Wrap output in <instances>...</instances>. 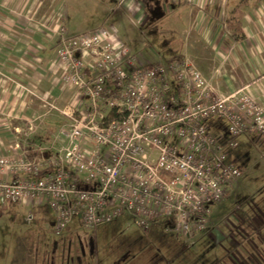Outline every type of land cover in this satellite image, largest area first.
Returning <instances> with one entry per match:
<instances>
[{"label": "built area", "instance_id": "1", "mask_svg": "<svg viewBox=\"0 0 264 264\" xmlns=\"http://www.w3.org/2000/svg\"><path fill=\"white\" fill-rule=\"evenodd\" d=\"M56 50L86 107L59 109L66 121L50 147L0 158L13 176L0 179V205L46 203L56 235L125 214L145 232L161 220L177 236L207 231L213 205L242 176L239 139L264 143V105L242 90L216 94L181 57L142 61L113 26L73 36L60 27ZM220 121L226 137L213 131Z\"/></svg>", "mask_w": 264, "mask_h": 264}, {"label": "crops", "instance_id": "2", "mask_svg": "<svg viewBox=\"0 0 264 264\" xmlns=\"http://www.w3.org/2000/svg\"><path fill=\"white\" fill-rule=\"evenodd\" d=\"M61 1L0 0V158L21 153L32 157L50 147L66 121L59 109L86 107L76 89L64 81L56 42L60 27L68 36L91 29L79 24L80 14L70 12ZM157 1L163 0H119L115 8L104 6L111 11L110 17H116L110 26L132 53L146 46L145 29L151 31L156 21ZM167 2L174 8L162 4L170 18L165 33L178 35L180 42L175 57L194 65L216 94L242 90L264 105V0L243 7L242 39L228 28L236 4H225V0ZM2 178H13L7 167L0 168ZM16 204L35 207L27 202ZM53 222L54 216L52 231ZM161 228L165 231L164 225Z\"/></svg>", "mask_w": 264, "mask_h": 264}, {"label": "rangeland", "instance_id": "3", "mask_svg": "<svg viewBox=\"0 0 264 264\" xmlns=\"http://www.w3.org/2000/svg\"><path fill=\"white\" fill-rule=\"evenodd\" d=\"M236 2L225 0V4ZM63 3L70 12L80 14L79 24L94 30L99 24L106 27L114 22L116 17H110L111 11L104 6L115 8L119 0ZM157 4L156 21L151 31L145 29L146 46L138 55L144 62L166 64L178 55L180 42L178 35L165 33L170 18L162 4L174 8L172 2ZM218 129L227 136L226 122L220 121ZM256 139L255 133L249 140L239 139L240 147L233 155L242 176L228 195L213 205L208 230L203 233L186 238L165 232L161 226L167 220L155 222L145 232L136 225L135 217L125 214L94 231L75 220L56 235L50 228L53 212L47 204L27 209L7 202L1 204L0 264H264V143L258 144ZM29 211L33 212L30 222Z\"/></svg>", "mask_w": 264, "mask_h": 264}, {"label": "trees", "instance_id": "4", "mask_svg": "<svg viewBox=\"0 0 264 264\" xmlns=\"http://www.w3.org/2000/svg\"><path fill=\"white\" fill-rule=\"evenodd\" d=\"M261 0H238L235 6L230 11V16L228 19V28L240 39L244 37V32L242 29V18L244 15L243 7L249 4H256ZM219 122H211L213 131L215 133L219 132L218 129ZM35 206V205H34ZM4 210L0 205V217L4 214ZM68 229V228H67ZM25 238H23L24 240Z\"/></svg>", "mask_w": 264, "mask_h": 264}]
</instances>
